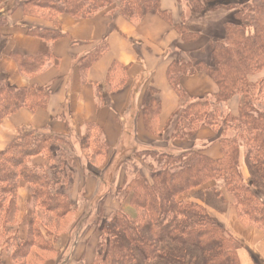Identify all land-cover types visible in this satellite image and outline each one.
I'll list each match as a JSON object with an SVG mask.
<instances>
[{
    "label": "trees",
    "instance_id": "obj_1",
    "mask_svg": "<svg viewBox=\"0 0 264 264\" xmlns=\"http://www.w3.org/2000/svg\"><path fill=\"white\" fill-rule=\"evenodd\" d=\"M196 2L198 11L219 8L235 10L236 22L226 23V38L211 44L210 64L195 60H177L171 64L168 79L181 101L186 100L181 80L199 73L211 76L219 87V93L213 97L188 100L174 114L167 129L172 127L171 139L178 141L191 140L199 130L205 128L220 132L218 143L222 159L214 161L205 156L201 149L170 152L159 148L143 151L145 157L149 158L154 183L142 178L143 183L123 185L130 191L133 207L130 211L134 215L120 213L113 216L109 229L101 232L99 251L93 264H157L162 259H166L165 264H174V256L163 252L161 245L165 239L176 242L179 235L183 240L177 241L191 250L219 247L211 263L240 264L238 250L242 244L238 239L223 226L213 225V219L205 209L183 207L181 202H176L180 196L212 180H223L227 191L233 196L232 206L241 219L264 231V112L260 102L264 99V79L255 84L249 82V76L264 70V0H253L252 4L242 8L221 4L212 7L210 0ZM86 7L90 12L84 13ZM109 8L133 22L140 21L148 14H156L175 28L183 42L192 43L197 39L189 32L184 21L181 25L173 24L172 14L162 10L161 0H29L25 13L53 21L56 28L53 31L36 29L28 33L53 43L62 36L57 22L60 15L86 19ZM104 51L105 47L92 57L76 62L87 68ZM17 61L24 74L33 76L46 66L49 57L17 58ZM120 71V81H124L126 69L121 68ZM155 95V90H149L143 103L150 133L156 129L160 112ZM48 97L47 89L17 90L0 81V124L22 107L32 110L44 107ZM233 98L240 101L235 116L226 108ZM82 143L83 149L94 144L95 157L106 158L108 155V146L101 131L96 128L87 129ZM68 144L67 137L23 128L7 149L0 152V185H3L0 188V244L12 250L15 264H44L55 257L54 244L60 235L52 231L44 219H38L34 212L28 223L26 239L20 240L11 231L10 225H13L18 212L17 179L25 180L30 186L32 207L37 204L53 219L60 221L77 210L69 194L75 178L76 162L62 150V146ZM242 148L247 149L248 167L251 172L254 169L259 174V182L250 181L247 184L241 172L238 181L231 177L233 170H239ZM140 152L137 150L135 155ZM38 158L42 161L36 164ZM9 196L11 199H8ZM178 214L193 216L196 221L186 220L178 233L179 230L174 229ZM219 229L233 240L231 247L222 249L224 245L216 239Z\"/></svg>",
    "mask_w": 264,
    "mask_h": 264
},
{
    "label": "crops",
    "instance_id": "obj_2",
    "mask_svg": "<svg viewBox=\"0 0 264 264\" xmlns=\"http://www.w3.org/2000/svg\"><path fill=\"white\" fill-rule=\"evenodd\" d=\"M27 1L0 0V81L17 90L47 89L49 97L44 107L35 110L22 107L3 119L0 124V152L7 149L23 128L67 138L71 135L83 137L89 127L100 130L108 146L107 165L99 169L102 175L92 171L83 181L84 165L77 163L69 194L72 202L79 207L81 190L94 196L97 186L108 187L103 176L116 173L124 177V166L136 157L130 156V160L127 159L123 165L118 163V159L123 148L134 147L133 140L145 145L143 151L152 149L150 144L154 137L147 130L143 112L144 99L149 90L156 91L155 98L160 104L155 129L158 131L167 129L174 114L188 100L218 93L210 77L199 73L181 80L186 95L183 102L168 79L169 68L174 61L181 59L180 54L185 56L208 49V35L212 31L207 28V23L211 18L203 23L205 33L202 40L186 45L181 42L175 28L156 14H148L138 22L126 19L113 8L86 19L63 14L57 20L62 36L50 43L29 35V31L36 29L53 31L56 25L53 21L27 15ZM161 8L172 14L174 25L182 24L183 9L177 0H161ZM104 47V53L87 68L76 62L92 57ZM42 56L49 57V61L39 73L31 76L22 72L17 58ZM190 59L195 60L192 56ZM204 60L205 63L210 61ZM121 68L126 69L124 81H120ZM260 76L264 77V72ZM118 86L120 88L117 89ZM230 104L233 115H237L238 98ZM217 140L218 135L213 131L202 129L193 139L176 143L175 147L178 151L201 149L205 156L218 161L222 152ZM74 148L77 149L75 144ZM243 159L242 153L241 169L245 179H248ZM115 184L118 185V182ZM17 191L18 212L10 228L17 238L24 240L32 214L27 209L31 205L30 186L27 182H20ZM216 218L241 242L242 247L238 250L240 264H264V231L245 223L233 207ZM87 219L83 218L82 222ZM74 238V231L59 235L54 244L55 257L44 264H93L95 248L93 252L79 250L78 253L80 240L72 244ZM0 264H15L12 250L2 244Z\"/></svg>",
    "mask_w": 264,
    "mask_h": 264
},
{
    "label": "rangeland",
    "instance_id": "obj_3",
    "mask_svg": "<svg viewBox=\"0 0 264 264\" xmlns=\"http://www.w3.org/2000/svg\"><path fill=\"white\" fill-rule=\"evenodd\" d=\"M210 1L212 7H214L215 4H221V5L239 6V8H242L246 5L253 3V0H210ZM177 3L183 9L182 22L184 21L189 32L192 33L193 36L197 37V39L192 43H185L181 40L180 37V40L183 44L189 45L193 43H198L202 40L203 33H205L203 23L205 24L207 21H209L207 20L209 17L211 19L209 23H207L208 25L207 28L209 29V31L210 30L212 31V32L210 31L211 33H209L208 35L209 39H208L207 50L204 51V49H202L200 52H196L194 54H187L185 56L183 54H180L179 58L181 59L179 60H191L190 57L192 56L193 58H195V60H197L196 62H204L205 61L204 58H205L206 60H210L209 61L210 64L212 61V53L210 51V46L213 42L224 40L226 38L224 25L226 23L236 22L235 20L236 11L232 9L226 10L224 8L198 11L196 10L197 8L196 0H177ZM87 7L86 9L84 8L85 9L84 13L90 12V9ZM190 25L193 27H190ZM219 34H221V36H219ZM263 72L264 70H262L258 74L249 76V82L253 84L259 83L261 80L264 79V77L260 76L262 75ZM209 77L219 90V87L217 83L214 81V79L211 76ZM206 96L213 97L215 95L208 94ZM239 102L240 101L238 100L237 112L239 110ZM260 102L262 104L261 110L264 112V105H263L264 99H262ZM231 107L232 105L230 104V102H228L226 106L227 111L233 115ZM210 130L213 131L214 134L218 135V140H217L218 142L219 139L221 138L220 132H217L213 129ZM199 131L196 133V135L199 133ZM172 132L173 129H171V127L166 129L165 132L164 130L158 131L154 129V131H152L151 133V135L154 137L153 142H151L150 144L152 149L156 150L159 148H163L169 150L170 152L178 151V148L175 147V144L183 141L171 139ZM68 142H69L68 145L62 146V150L66 154L71 156L72 159H74V161L76 162V166L77 163H79L82 166L84 165L83 168L84 174L81 175L83 181L84 178H87L90 172L92 173V171L101 174L102 172L101 170L105 168L107 165V159L105 157L94 156V152H95L93 146L94 144H90L88 148L83 149L82 137L80 135L69 136ZM133 143H134L133 144L134 147L128 146L121 150L120 152L121 157H119L118 159V163L120 162L123 165L125 161H127V159L130 160V156L136 157V159L132 163L128 164L127 166H124V168L126 169V170L124 169L126 171L124 177L123 175L117 176L116 173L115 175L109 174L108 176L106 175L103 176V178L106 177L105 180L108 187L106 189H103L102 186H97L98 188L94 196L90 195L91 192L89 193L86 190H81L79 194V207L76 205L77 210L72 211L64 219L60 221L53 219L51 215H48L46 211L44 209H41L37 204H34L33 207L32 205H30L27 208L31 213L34 212V215L37 218L39 217L38 219H44V222L50 226V229L56 232L57 234L60 235L63 233L67 234L69 231H74L75 238L73 239L72 244L73 243L75 244V242H78L80 240L78 253L79 250L80 252H83V250H92L93 252L95 248L94 262L99 251L98 245L100 242L101 232L103 229H109L110 226L109 223L110 220L113 218V216L120 213L130 216L134 215V213L130 211V209L133 208L130 202V194H129L130 191L126 190V188L123 185L128 183L130 184L132 182L143 183L142 178L147 179L150 183H154V179H152L153 173L151 172V167L149 166L150 165L149 158L145 157L146 153L143 152V150L146 148L145 145H142L134 140ZM74 144L77 146V149L73 147ZM137 150H140L141 152L135 155ZM54 151H57V149L54 148ZM241 152L243 153L244 156L243 161L248 170V179H245L242 173L241 157L239 161L237 160L240 171L234 167L236 170L235 171L233 170V172L230 174L231 177L234 180L238 181L241 172L244 181H246L247 184H249L250 181L259 182L260 180L259 174L254 169L251 172V169H249L248 167L247 158H246L248 157L247 149L242 148ZM41 161H42L41 158H38L35 162L36 164H39L41 163ZM16 181L18 185L20 182H26L21 178L17 179ZM117 182L118 185L115 184ZM2 186L0 185V188H2ZM17 192L18 191H16V198H17ZM7 197L8 196H6V198ZM8 199H11V196H9ZM176 202H181L183 207L195 206L197 209H205L206 213L213 219L212 221L213 225L217 227L218 226L222 227L223 225L217 220L216 217H218L221 213L225 212L227 208L233 207L232 205L234 204V199L233 196L227 191L226 185L223 182V180L218 179V180H212L206 182L200 187L190 190L189 192L180 196L176 200ZM196 212L201 213V211L198 212L197 210ZM85 217H88L87 221L82 222L83 218ZM186 220L196 221V219L193 216L183 217L178 214L177 219L174 221L175 231L179 230L178 233L181 232L183 228V224L186 222ZM204 220L207 223H209V221L206 220L205 218ZM80 230L82 231L79 235ZM93 231L94 233L92 235H89ZM163 233L165 232L163 231ZM91 236L93 237L92 239ZM216 239L224 245L222 246V249H225V247H231L233 244L232 242L233 240L228 239L225 236V233L220 229L218 230V234H216ZM177 240L178 241L183 240V238H181V235H179ZM177 240L176 242H171L168 239H165L161 245V250L163 252L167 253L168 255L174 256V258L176 259V263L174 264H179V263L180 264H214V262L211 263V260L214 258L213 255L216 256V254L214 253L218 251L219 247L207 246L209 248H205L201 250H197V249L191 250L190 248L184 246L182 243H179L180 241L178 242ZM50 259H52V257ZM166 262H167L166 259L164 260L162 259L157 261V264H165Z\"/></svg>",
    "mask_w": 264,
    "mask_h": 264
}]
</instances>
